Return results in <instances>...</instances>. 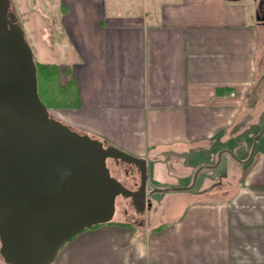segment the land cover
Returning <instances> with one entry per match:
<instances>
[{
	"label": "crops",
	"instance_id": "crops-1",
	"mask_svg": "<svg viewBox=\"0 0 264 264\" xmlns=\"http://www.w3.org/2000/svg\"><path fill=\"white\" fill-rule=\"evenodd\" d=\"M59 1L65 12L66 0ZM105 3L100 26L109 37L101 53L92 44L78 45L71 35V57L64 60V48L55 50V62L70 67L80 91L84 77L89 86L103 63L102 101L98 96L83 109L81 97L79 108L61 113L87 110L84 122L76 120L86 127L81 132L146 159L148 178L155 182L177 178L180 183L191 167H203L220 151L225 162L222 153L211 167L232 160L225 167L230 179L200 198L191 189L155 191L164 198L151 200L139 226L116 204L111 222L78 233L52 264H264V133L248 160L254 136L264 128L260 1L105 0L100 5ZM127 4L146 9L118 14L114 8Z\"/></svg>",
	"mask_w": 264,
	"mask_h": 264
},
{
	"label": "water",
	"instance_id": "water-1",
	"mask_svg": "<svg viewBox=\"0 0 264 264\" xmlns=\"http://www.w3.org/2000/svg\"><path fill=\"white\" fill-rule=\"evenodd\" d=\"M9 6L0 0V254L6 264H52L73 236L113 219L119 196L141 213L152 205L147 195L166 188L147 191L146 159L51 115L39 96L34 53ZM263 133L254 136L248 160ZM108 159L135 165L139 188L113 176ZM201 168L190 186L173 189L189 190Z\"/></svg>",
	"mask_w": 264,
	"mask_h": 264
},
{
	"label": "rangeland",
	"instance_id": "rangeland-1",
	"mask_svg": "<svg viewBox=\"0 0 264 264\" xmlns=\"http://www.w3.org/2000/svg\"><path fill=\"white\" fill-rule=\"evenodd\" d=\"M104 1L105 0H66L68 9L62 12L60 10L59 0H10L12 9L16 14L18 23L24 31L26 40L34 53V57L40 62H55L57 59L55 50L61 48H64V60L71 57L70 54L73 48L72 39L78 45L92 44L97 48V52L101 53V47L104 45L105 41H108L109 37L105 31L106 29L100 26V22L102 21L100 14L103 13L104 16H107L106 3L105 5H100V3L103 4ZM121 6L123 5H116V7H114L115 10L118 11V14H125L128 12L138 13L139 10L142 13L146 9L145 4L140 6L139 4H127L126 7L124 6L125 9L119 10ZM60 16L65 22L63 26H59ZM69 26L70 31L69 34H67L66 31L69 29ZM68 35H71L72 39H70ZM125 35L126 33L124 32V37ZM66 67L67 64L63 66L64 80L67 78L65 73ZM101 72H103V63H99L98 66L95 67V74L98 75L94 76L92 81L89 82V86L86 85V81L88 80L85 79L86 77H84L82 81L81 97L83 109L96 103L98 96H101L100 100L102 101L105 78ZM83 109L74 110L72 112L67 111L65 112L66 116L65 113H61L63 110L60 109L52 108L49 111L53 117L81 132L86 131V127H78L75 124H77L76 120L80 123L86 120L87 110ZM262 120L264 121V118ZM221 158H219L218 154L217 157L208 160L205 165H202L203 167L200 171H204H202L200 177V173H198L195 185L190 188L191 191L199 194V198L200 196L203 197V195L209 194V192H213V189L228 183V181H226L229 178L227 175L228 169L225 171V167L229 164L231 165L233 161L228 160L224 165L225 159L227 158L226 154L223 153L224 162L219 168L211 167L216 166ZM107 163L112 175L122 181L127 187L135 190L140 185V171L136 166L125 162L117 163L113 159H108ZM195 171L196 167H191L187 172V179L182 180L180 183L177 178H175L174 182H169V180L167 181V179H165L163 183H158L149 177L147 181V191L149 192L150 189L152 190L154 188L173 189L174 186L177 185L190 186L193 182ZM148 198L150 201H159L164 198V195H159V193L154 192V195L151 194ZM116 204L121 213L126 214L127 219L132 220L133 225L139 226L144 222L146 213L136 211L130 198L119 196ZM147 211H149V209H147ZM0 264H5L1 254Z\"/></svg>",
	"mask_w": 264,
	"mask_h": 264
},
{
	"label": "trees",
	"instance_id": "trees-1",
	"mask_svg": "<svg viewBox=\"0 0 264 264\" xmlns=\"http://www.w3.org/2000/svg\"><path fill=\"white\" fill-rule=\"evenodd\" d=\"M65 11L66 8L62 6ZM37 66L38 92L42 102L50 109H72L81 106V91L78 81L66 68L67 79H63V68L56 62H40L35 59ZM111 222V221H110ZM94 225L93 227H97ZM163 225L157 227L159 230ZM76 236V235H75ZM73 236L71 239H73ZM70 239V240H71Z\"/></svg>",
	"mask_w": 264,
	"mask_h": 264
},
{
	"label": "flooded vegetation",
	"instance_id": "flooded-vegetation-1",
	"mask_svg": "<svg viewBox=\"0 0 264 264\" xmlns=\"http://www.w3.org/2000/svg\"><path fill=\"white\" fill-rule=\"evenodd\" d=\"M260 1V6L262 7V16H261V18H262V20H264V0H259ZM9 12H14V10L12 9V6H11V2H10V6H9V8H8V13ZM10 17V15L8 14V18ZM17 21H18V19H17ZM116 162V161H115ZM140 186V185H139ZM139 186L136 188V189H138L139 188ZM135 189V190H136ZM147 197H149V195L147 196ZM147 200H149L148 198H147ZM134 206V205H133ZM6 264V263H5Z\"/></svg>",
	"mask_w": 264,
	"mask_h": 264
},
{
	"label": "clouds",
	"instance_id": "clouds-1",
	"mask_svg": "<svg viewBox=\"0 0 264 264\" xmlns=\"http://www.w3.org/2000/svg\"><path fill=\"white\" fill-rule=\"evenodd\" d=\"M140 254L143 255V245L139 246Z\"/></svg>",
	"mask_w": 264,
	"mask_h": 264
},
{
	"label": "built area",
	"instance_id": "built-area-1",
	"mask_svg": "<svg viewBox=\"0 0 264 264\" xmlns=\"http://www.w3.org/2000/svg\"><path fill=\"white\" fill-rule=\"evenodd\" d=\"M231 95H235V92H232Z\"/></svg>",
	"mask_w": 264,
	"mask_h": 264
},
{
	"label": "bare ground",
	"instance_id": "bare-ground-1",
	"mask_svg": "<svg viewBox=\"0 0 264 264\" xmlns=\"http://www.w3.org/2000/svg\"><path fill=\"white\" fill-rule=\"evenodd\" d=\"M132 165V164H131ZM148 181V180H147ZM148 196V195H147Z\"/></svg>",
	"mask_w": 264,
	"mask_h": 264
}]
</instances>
